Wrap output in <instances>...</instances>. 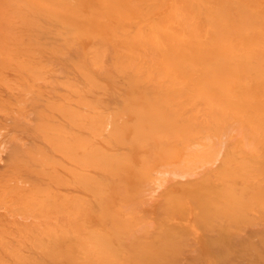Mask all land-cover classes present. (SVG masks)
<instances>
[{
  "label": "bare ground",
  "instance_id": "1",
  "mask_svg": "<svg viewBox=\"0 0 264 264\" xmlns=\"http://www.w3.org/2000/svg\"><path fill=\"white\" fill-rule=\"evenodd\" d=\"M0 264H264V0H0Z\"/></svg>",
  "mask_w": 264,
  "mask_h": 264
}]
</instances>
